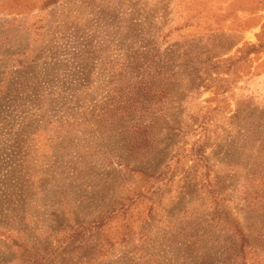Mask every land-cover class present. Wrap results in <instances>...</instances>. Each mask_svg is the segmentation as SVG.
Segmentation results:
<instances>
[{
    "label": "rangeland",
    "instance_id": "rangeland-1",
    "mask_svg": "<svg viewBox=\"0 0 264 264\" xmlns=\"http://www.w3.org/2000/svg\"><path fill=\"white\" fill-rule=\"evenodd\" d=\"M0 264H264V0H0Z\"/></svg>",
    "mask_w": 264,
    "mask_h": 264
},
{
    "label": "trees",
    "instance_id": "trees-1",
    "mask_svg": "<svg viewBox=\"0 0 264 264\" xmlns=\"http://www.w3.org/2000/svg\"><path fill=\"white\" fill-rule=\"evenodd\" d=\"M246 245L247 243L245 242V245H240V253L244 254L245 250H246Z\"/></svg>",
    "mask_w": 264,
    "mask_h": 264
}]
</instances>
